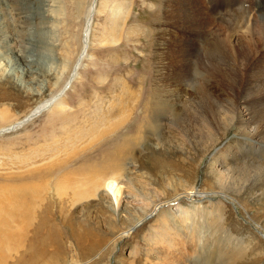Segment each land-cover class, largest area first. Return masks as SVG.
I'll return each mask as SVG.
<instances>
[{"label":"rangeland","instance_id":"rangeland-1","mask_svg":"<svg viewBox=\"0 0 264 264\" xmlns=\"http://www.w3.org/2000/svg\"><path fill=\"white\" fill-rule=\"evenodd\" d=\"M91 1L0 0V210L19 216L21 193L40 187L29 202L37 215L7 228L16 239L0 264H26L42 249V218L41 236L56 227L61 248L49 239L35 264H214L220 253L229 264H264V171L247 178L242 167L264 166V138L234 121L212 139L172 113L193 111L194 81L206 79L223 109L264 122V30L251 38L222 20L261 21L264 0H99L78 78L58 106L18 125L65 85ZM213 40L222 62H207ZM127 138V158H106ZM230 172L237 183L227 188L216 179ZM105 183L120 188L118 204Z\"/></svg>","mask_w":264,"mask_h":264},{"label":"bare ground","instance_id":"bare-ground-1","mask_svg":"<svg viewBox=\"0 0 264 264\" xmlns=\"http://www.w3.org/2000/svg\"><path fill=\"white\" fill-rule=\"evenodd\" d=\"M197 1V0H196ZM98 2L99 0H92L91 1V6L90 8L88 9L87 11V20H86V24H85V29H84V40H83V47H82V50H81V53L79 55V58L75 64V66L73 67V70L71 71V74L69 75L68 79L66 80L65 82V85L63 86V88L60 90V92L56 95H52L50 98H48L47 100L45 99L42 103H40L24 120L18 122L17 124L19 125L20 123H25V125H27L28 123L32 122L34 120V118H37L39 117L41 114H44L46 112V110L48 111V109L50 110L51 108H53L54 106H58L59 105V102H60V99L59 98V95L63 94L65 92V90L69 89L70 87V84H71V87L74 83V80H76L78 78V75H79V70L81 69V65H82V62L84 60V57L86 56V52H87V49H88V46H89V38H90V33H91V30H92V23H93V20H94V15H96V11H97V8H98ZM195 3V2H194ZM188 4V2H187ZM191 6V5H190ZM198 7V6H197ZM195 9V8H194ZM192 10V9H191ZM193 11V10H192ZM247 11V10H246ZM199 12V11H198ZM197 12V13H198ZM245 12V11H244ZM200 14V13H199ZM201 15V14H200ZM199 15V16H200ZM210 15V14H209ZM245 15V13H244ZM199 18L198 22L200 21L201 24L200 26H202L204 24V22H202V20L200 19V17L198 15H195ZM194 17V15H193ZM197 17L195 19H197ZM232 17V16H231ZM262 19L261 21H256L255 19H257V17H254L252 15H247V16H240V17H235L234 18L232 17L231 19L229 18V20L227 19H222V20H225V22L223 23H229V25L232 26V29H237L239 28V30L241 31H244L245 35L247 37H253L254 36V29H257V27H260L262 30H264V15H261ZM206 19H209V17L207 16ZM192 21V20H191ZM196 22V21H195ZM191 23V22H190ZM197 23V22H196ZM207 23V21L205 22ZM205 25V24H204ZM208 25V23H207ZM259 25V26H258ZM191 26V25H190ZM203 28V27H202ZM200 29V28H199ZM261 33V34H260ZM257 36L259 38V40L263 41L264 40V31L263 32H260ZM214 44H212V41L211 43L208 44L207 47H213L212 49L210 50H207V62L210 63H216L218 60L219 62H222L224 61V57H222L221 55L223 54L222 51H223V48H222V42L218 41V40H213ZM224 52V51H223ZM222 53V54H221ZM226 55V54H225ZM233 56V55H232ZM218 59V60H217ZM206 62V63H207ZM225 64V63H224ZM216 65V64H215ZM220 65V64H219ZM234 65V64H233ZM205 66V65H204ZM225 66V65H224ZM216 68V67H215ZM204 69V68H203ZM230 69V68H229ZM215 70V69H214ZM224 70V69H223ZM233 71V70H232ZM211 72L213 73V71L211 70ZM215 72V71H214ZM218 72V71H217ZM232 74V73H231ZM233 76V75H232ZM232 76H228L229 78H231ZM177 78V77H176ZM234 78V77H233ZM219 80V79H218ZM226 80H228V78L226 77ZM222 84V83H221ZM228 86L230 85L232 91L236 88V83L234 80H232L231 82H228L227 83ZM220 85V84H219ZM194 91L200 95L197 99H191L190 101V104L191 107L193 108V111H182V112H178L176 111L175 109L173 110V106H169L168 108L172 109V113H173V117L177 120V121H181V122H184L185 120L188 119L187 121V124L191 127L189 128H192V130L195 132H200L201 130L199 129V127L202 126V128H206L208 131H209V134H214V136L212 137V139L214 137H216L220 130L224 131L223 128L226 127L227 125L231 126V124H233L232 122L236 121L235 124H237L238 127H240V129L242 128V132L244 133H247L251 136H256V137H259V138H264V122H261L258 123L256 122V126L257 127H253V124L255 123L254 119L255 116H254V113L251 112L250 110V113L252 114L250 120L248 121L247 120V117H248V114L247 112L246 113H243L241 112V110L239 109V107L237 108L238 110V113L237 111L235 110H232V108H230V110H228V108H224L222 107L221 105V102L218 101L217 99H214V96L212 95V93H210L208 91V83L206 81V79H201L200 82H197V80L194 81ZM154 91V90H153ZM156 93V92H155ZM63 96V95H62ZM218 97V96H217ZM247 102V101H246ZM246 102H242V105H245L244 107L248 110V104H246ZM249 102V101H248ZM251 102V101H250ZM249 102V103H250ZM169 103L166 102L165 103V106L168 105ZM201 104V105H200ZM239 106V105H238ZM243 107V106H242ZM241 107V108H242ZM120 108V107H119ZM185 108H187V105H184V107L182 109H179V110H184ZM201 108V109H200ZM244 108V109H245ZM164 113L165 114H168L169 113V109L168 110H164ZM245 115H247L245 117ZM186 118H185V117ZM264 116V115H263ZM261 119V118H260ZM108 123V122H107ZM199 124V127L196 126ZM24 126V125H23ZM22 127V126H21ZM253 127V128H252ZM20 128V127H18ZM16 128L15 131L18 129ZM201 128V129H202ZM142 128H137V132L136 133H140ZM227 129V127H226ZM5 130V129H4ZM191 130V129H190ZM3 131V130H1ZM192 134V133H191ZM195 135H198L196 133H194ZM211 137V136H210ZM252 137V138H253ZM138 138V137H136ZM208 139V138H207ZM214 139H217V138H214ZM219 140V139H218ZM167 142H170L169 139L166 140ZM208 141V140H207ZM211 141V140H210ZM133 143H134V139L133 138H127L126 139V142L124 143V146H118L115 148L114 152L111 153L110 155H107L106 158H112V160H116V159H125L128 157V154L130 153L131 150H133ZM229 150L226 152L228 154ZM237 153V152H236ZM226 157V156H225ZM215 158V157H214ZM262 160V159H261ZM212 162V161H211ZM216 166H217V163L215 162L214 163ZM224 166V165H223ZM244 168V172L247 173V178L253 174V172H263L264 171V166H261V165H250V164H245L242 166ZM214 168V167H213ZM242 169V168H241ZM108 167H93L92 169L86 171L87 173H89L88 175H92L94 176L96 173H106L108 172ZM215 170V169H214ZM238 170V169H237ZM242 171V170H241ZM231 173V172H230ZM233 174L234 171L232 172ZM232 173L231 174H222V173H218L217 175V178L216 179L219 183H226L225 186H227L228 188V185L230 183H233V185H236L237 181L235 180V176L234 178L232 179ZM260 174V173H259ZM264 174V173H263ZM87 175V176H88ZM249 175V176H248ZM246 176H243V177H246ZM264 178V177H263ZM232 179V181H236V183L234 184V182H230ZM93 180V179H92ZM110 181V180H109ZM238 181H239V178H238ZM40 182V181H39ZM82 183L85 182V181H81ZM244 182V181H243ZM263 182V181H262ZM114 183V182H113ZM260 183V182H259ZM97 184V183H96ZM115 184V183H114ZM114 184H111V183H108L106 185L105 183V186H107V190H109L115 197V200H116V204H118V194H119V189H118V186L115 188ZM242 184V183H241ZM79 185V184H77ZM84 185V184H83ZM83 185H79L78 189H82L81 186ZM99 185V184H98ZM231 185V184H230ZM231 185V186H233ZM238 185H240L238 183ZM261 185L263 186V184L261 183ZM57 186V185H56ZM104 186V187H105ZM225 186H224V189H225ZM258 186V185H257ZM46 187V186H45ZM81 187V188H80ZM260 187V186H259ZM264 187V186H263ZM42 188V187H41ZM222 188V187H221ZM261 188V187H260ZM38 190H40V187L38 188ZM55 189V188H54ZM223 189V191H224ZM26 190V189H25ZM38 190H36V188L34 187L33 190L31 191H28L26 193L25 192H22L21 196L18 198V200H20L19 202L21 203L20 206H22V208L25 209V211H23L19 216H17L14 212V210H10V212H6L7 209H1L0 210V249H3V250H7L8 249V253L11 251H9L10 249V244L13 243L12 241L15 238L14 236V233L11 232L10 230V225L15 221H20V220H25L27 221V219L31 218V216L33 215L32 213L34 212L36 215V211L34 210V208L31 206V204H29V202L32 201L31 199V196L34 194L36 195L38 192ZM228 190V189H227ZM242 190V189H241ZM36 191V193H35ZM240 191V189H239ZM238 193V192H237ZM28 194V195H27ZM64 194V192L62 193V195ZM65 195V194H64ZM224 195V193L222 194V196ZM8 197H11V196H8ZM72 197H77V196H72ZM79 197V196H78ZM77 197V198H78ZM226 199H228L226 196H224ZM223 197V198H224ZM230 197V196H229ZM16 199V198H14ZM36 199H39V198H36ZM44 199V198H43ZM80 199V197H79ZM82 199V198H81ZM80 199V200H81ZM12 198L9 200L11 201ZM41 200V199H40ZM76 200V199H74ZM76 201H79V200H76ZM8 203V202H7ZM6 203V204H7ZM12 204V203H11ZM236 204V203H235ZM19 206V205H18ZM118 206V205H117ZM16 207V206H15ZM121 207V206H120ZM38 208V207H37ZM45 211V210H44ZM46 213V211H45ZM40 214V213H39ZM44 214V213H42ZM7 215V216H5ZM35 215V216H36ZM33 218V217H32ZM15 221V222H16ZM32 221V220H31ZM17 223V222H16ZM46 220L45 218H42L40 220V224L38 226V230L35 231V233H37L39 236H35V240L37 241L38 239V244L40 245L39 247H42L41 250H39L38 253L36 254H33L30 259V262H27L29 264H35L38 262V260L44 256L46 253V248L45 244L49 243V239H52L54 240L57 244H55L57 246V249L59 250L58 252H60V237H59V234L60 233L58 231V229L55 228H47L48 231H49V237L48 238H44V236H41L42 231L43 230V227L45 228L46 227ZM14 225V224H13ZM9 227V228H8ZM28 227V226H27ZM48 227V226H47ZM10 230H8V229ZM46 229V228H45ZM15 231V230H14ZM47 231V232H48ZM131 232V231H130ZM125 233V232H124ZM129 234V232H127ZM80 235V234H79ZM46 237V236H45ZM91 237V236H90ZM93 238V237H92ZM33 239V238H32ZM21 241V240H20ZM35 241V242H36ZM53 241V242H54ZM31 243H34L33 240ZM17 245V244H16ZM37 245V243L35 245H33L34 247ZM12 247H14V244L12 245ZM32 247V248H34ZM38 247V246H37ZM38 247V248H39ZM97 247V245H93V248ZM16 248V246H15ZM31 248V247H30ZM48 248V247H47ZM14 250V249H13ZM152 250V249H151ZM156 250V249H155ZM154 250V251H155ZM1 251V250H0ZM34 252V251H33ZM6 255V253H5ZM8 256V255H7ZM168 257V256H167ZM199 257V256H198ZM212 257V256H211ZM211 257H208V263L211 264L212 259ZM214 257V256H213ZM1 258V257H0ZM172 256L170 257V260H166L164 261L163 264H185L186 261L183 262H180V259L177 261L175 260V262H173V259ZM200 258V257H199ZM215 258V257H214ZM218 260L214 263V264H229L228 262V258L226 256H224V254L220 253L219 256L217 255L216 257ZM23 259V258H22ZM176 259V258H175ZM182 259V258H181ZM186 259V258H185ZM8 260V259H7ZM163 260V258H162ZM187 260V259H186ZM199 260V259H197ZM5 261V260H4ZM183 261V260H182ZM215 261V259H214ZM6 262V261H5ZM26 263V264H27ZM189 263V262H188ZM3 264V263H2ZM20 264V263H19ZM24 264V262H23ZM146 264V263H145ZM190 264V263H189Z\"/></svg>","mask_w":264,"mask_h":264},{"label":"water","instance_id":"water-1","mask_svg":"<svg viewBox=\"0 0 264 264\" xmlns=\"http://www.w3.org/2000/svg\"><path fill=\"white\" fill-rule=\"evenodd\" d=\"M59 96H61V95H59Z\"/></svg>","mask_w":264,"mask_h":264}]
</instances>
